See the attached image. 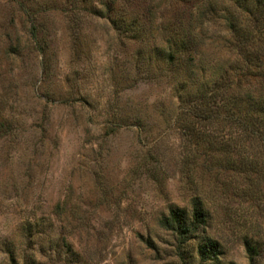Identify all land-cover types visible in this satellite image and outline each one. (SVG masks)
<instances>
[{"label": "rangeland", "instance_id": "obj_1", "mask_svg": "<svg viewBox=\"0 0 264 264\" xmlns=\"http://www.w3.org/2000/svg\"><path fill=\"white\" fill-rule=\"evenodd\" d=\"M0 264H264V0H0Z\"/></svg>", "mask_w": 264, "mask_h": 264}, {"label": "trees", "instance_id": "obj_2", "mask_svg": "<svg viewBox=\"0 0 264 264\" xmlns=\"http://www.w3.org/2000/svg\"><path fill=\"white\" fill-rule=\"evenodd\" d=\"M205 221V215L202 210L196 205L193 218L189 220L186 211L181 208L171 209L169 214L164 216L162 219V224L168 229L176 231L182 237L188 236L196 232L201 224ZM206 247H202L199 250L201 257L205 258L207 256Z\"/></svg>", "mask_w": 264, "mask_h": 264}]
</instances>
